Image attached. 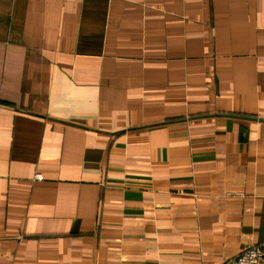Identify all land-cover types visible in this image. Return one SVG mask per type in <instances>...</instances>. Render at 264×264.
I'll return each instance as SVG.
<instances>
[{
    "label": "crops",
    "instance_id": "0c3cea01",
    "mask_svg": "<svg viewBox=\"0 0 264 264\" xmlns=\"http://www.w3.org/2000/svg\"><path fill=\"white\" fill-rule=\"evenodd\" d=\"M252 245L264 0H0V264H222Z\"/></svg>",
    "mask_w": 264,
    "mask_h": 264
},
{
    "label": "built area",
    "instance_id": "2783aa9c",
    "mask_svg": "<svg viewBox=\"0 0 264 264\" xmlns=\"http://www.w3.org/2000/svg\"><path fill=\"white\" fill-rule=\"evenodd\" d=\"M36 180L41 176L36 175ZM222 264H264V250L261 245H252L237 256L224 261Z\"/></svg>",
    "mask_w": 264,
    "mask_h": 264
}]
</instances>
